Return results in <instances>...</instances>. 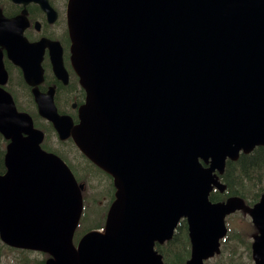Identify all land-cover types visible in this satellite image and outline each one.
Returning a JSON list of instances; mask_svg holds the SVG:
<instances>
[{"label":"water","instance_id":"95a60500","mask_svg":"<svg viewBox=\"0 0 264 264\" xmlns=\"http://www.w3.org/2000/svg\"><path fill=\"white\" fill-rule=\"evenodd\" d=\"M68 23L86 91L80 122L60 115L52 95L36 90V101L62 139L113 177L106 232L75 246L85 185L0 87L9 140L0 239L49 253L46 264H164L156 243L186 219L187 264H205L221 253L227 216L243 210L258 231L254 263L264 264V193L252 206L239 195L210 198L227 188L228 159L264 146V0H69ZM2 27L0 44L33 85L41 45ZM7 76L0 51V83Z\"/></svg>","mask_w":264,"mask_h":264},{"label":"flooded vegetation","instance_id":"af4514ba","mask_svg":"<svg viewBox=\"0 0 264 264\" xmlns=\"http://www.w3.org/2000/svg\"><path fill=\"white\" fill-rule=\"evenodd\" d=\"M68 7L69 0H0V24L3 30H10L16 35H21L29 44L41 45L35 52V65L33 63L35 70L41 73L40 77L32 79L34 84L31 85L26 79L24 69L9 58L7 47L0 44L4 66L8 73L7 81L0 83V87L12 95L19 111L28 113L34 121V126L44 132L41 146L46 151L55 153L68 165L70 162L75 167L83 169L88 165L89 158L80 150L71 136L62 139L54 124L40 114L35 93L37 90L40 96L52 95L60 115L71 119L73 126L80 122V108L86 101V91L72 62ZM40 127L45 128L46 131ZM5 142L6 146L8 141ZM89 161L111 178V184L106 179L103 180L104 186L108 187V192L98 202L101 207L98 210L105 213L106 220L109 208L116 198L114 179L90 159ZM5 172L6 167L0 174ZM79 183L85 185L84 199L87 186L84 182ZM109 188H113V192L109 191ZM91 231L104 234L106 225L88 228L81 235L75 233L74 244L77 246L82 237Z\"/></svg>","mask_w":264,"mask_h":264},{"label":"trees","instance_id":"16d2710c","mask_svg":"<svg viewBox=\"0 0 264 264\" xmlns=\"http://www.w3.org/2000/svg\"><path fill=\"white\" fill-rule=\"evenodd\" d=\"M40 128L46 131L45 128ZM5 141L0 134V172H4L6 167ZM87 161L88 165L83 167V169L77 168L69 162V167L74 171L78 181L84 182L87 186V191L84 193L83 215L76 231L77 235H81L88 228L104 225L106 221L105 213L98 210V208H101L98 202L108 192V187L104 186L103 180L106 179L111 184V178L91 163L89 159ZM220 179L226 184L227 188L224 192L217 189L212 191L210 195L212 201L225 200L229 196L239 195L246 200L248 205H254L264 193V146H257L249 154L241 153L239 159L236 161L228 159L225 172L220 175ZM92 188L95 191H92ZM109 191L113 192V188H109ZM232 230L234 231V229ZM231 238H236L239 246L245 243L252 249V242H246L243 235L239 232H231L229 229L227 236L221 240V253L217 254L214 260H207L205 264H214L212 262L221 259L225 253V249L229 250L230 254L228 255V261L222 264H249L238 259V248L236 245L230 243L229 240ZM226 242H228L227 245ZM4 248L9 250L16 249L0 243L1 255L4 252ZM156 250L162 254L164 264H187L191 256V242L187 220L182 219L180 221L172 240L163 245L157 243ZM20 251L22 252V264H46V256L44 258H32L29 255V250L21 249Z\"/></svg>","mask_w":264,"mask_h":264},{"label":"rangeland","instance_id":"374dc122","mask_svg":"<svg viewBox=\"0 0 264 264\" xmlns=\"http://www.w3.org/2000/svg\"><path fill=\"white\" fill-rule=\"evenodd\" d=\"M92 191H95L94 188H92ZM227 226L230 229L231 232L240 233L245 238L246 242H253L254 236L258 233L256 227L253 225L252 220L247 212L245 211H239L236 212L230 216H228L227 220ZM234 229V231L232 230ZM230 243L233 245H236L238 248V259L249 264H254V259L252 257V249L247 246V244L238 245L236 238H231ZM0 243H3L0 239ZM4 244V243H3ZM228 242H226V245ZM5 245V244H4ZM3 253L1 255L0 251V259L1 264H22V252L18 249L15 250H9V249H3ZM230 254V251L225 249V253L221 259H218L216 262H212L214 264H222L228 261V255ZM29 255L32 258L39 257L44 258L47 257V254L39 252V251H30ZM215 257H213L210 260H214Z\"/></svg>","mask_w":264,"mask_h":264}]
</instances>
